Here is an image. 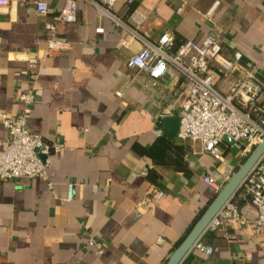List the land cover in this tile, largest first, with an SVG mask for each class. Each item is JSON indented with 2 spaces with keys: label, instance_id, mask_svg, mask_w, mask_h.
Wrapping results in <instances>:
<instances>
[{
  "label": "crops",
  "instance_id": "crops-1",
  "mask_svg": "<svg viewBox=\"0 0 264 264\" xmlns=\"http://www.w3.org/2000/svg\"><path fill=\"white\" fill-rule=\"evenodd\" d=\"M9 1L0 7V116L18 115L20 91L33 88L30 130L64 148L52 153L48 179L0 181V264H164L231 178L228 164L235 173L244 158L226 140L219 161L199 142L165 134L163 119L178 116L189 90L174 67L156 87L135 83L117 97L135 72L127 60L143 46L130 34L131 16H147L140 30L153 41L173 33L172 53L186 40L219 36L227 57L241 53L264 76V0H118L114 13L124 27L77 0L78 20L56 35L70 48L52 55L45 23L66 0ZM33 57L41 59L36 81ZM140 80L150 82L147 74ZM7 137L0 123V150ZM91 240L103 246L101 255ZM198 243L211 254L195 245L181 264H264V233L245 226L207 230Z\"/></svg>",
  "mask_w": 264,
  "mask_h": 264
},
{
  "label": "built area",
  "instance_id": "built-area-1",
  "mask_svg": "<svg viewBox=\"0 0 264 264\" xmlns=\"http://www.w3.org/2000/svg\"><path fill=\"white\" fill-rule=\"evenodd\" d=\"M90 1L96 5L99 16L111 18L118 26L124 27L121 17L114 13L118 0ZM133 3L134 0H127L128 5ZM9 4V0H0V7ZM218 5L219 2L206 13L208 17L213 15ZM38 10L43 15L49 12L44 2L38 3ZM146 18L138 10L131 16L133 26L128 29L143 46L127 60V69L135 72L124 87L116 91L117 97L123 98L125 91L135 83L146 88L156 87L167 68L174 67L189 86L178 114V138L199 142L203 152L224 161L220 147L225 142L224 137L228 136L234 141L232 147L238 149L242 156L249 155L264 137V76L258 65L244 61L239 52L227 57L221 38L211 34L206 35L200 43L186 40L172 53L175 35L166 32L158 40H151L140 30ZM77 20V0H66L58 14L45 23L48 55L70 48L69 43L57 40L56 35L64 25ZM96 31L104 33L102 27ZM121 46L127 47L128 41L122 40ZM29 68L31 80L36 81L41 59L31 58ZM141 74H147L150 82L141 81ZM19 100L22 110L18 115L0 116V123L8 132L5 147L0 150V181L19 183L33 178L48 179L51 155L60 152L64 146L60 143L50 144L30 130L27 117L35 103L34 89H22ZM233 174L234 168L228 164L226 178ZM205 181L219 191L213 179L206 177ZM73 194L74 185L71 184L68 186V199ZM228 225L245 226L254 235L264 233V154L207 230L223 231ZM198 242L196 245L203 252L211 254L210 246ZM90 245L96 247L97 255L103 253L100 243L91 240Z\"/></svg>",
  "mask_w": 264,
  "mask_h": 264
},
{
  "label": "water",
  "instance_id": "water-1",
  "mask_svg": "<svg viewBox=\"0 0 264 264\" xmlns=\"http://www.w3.org/2000/svg\"><path fill=\"white\" fill-rule=\"evenodd\" d=\"M163 130L167 136H177L179 129L178 116H166L163 119ZM224 139L231 144L234 141L225 136ZM264 154V137L253 148L252 152L243 156L245 159L236 169L227 184L216 194L208 203L203 212L199 215L195 223L191 226L189 232L176 247L164 264H181L189 252L195 247L196 243L207 231L212 220L219 214L225 204L232 198L236 191L242 186L246 178L250 175L253 167L260 157Z\"/></svg>",
  "mask_w": 264,
  "mask_h": 264
},
{
  "label": "rangeland",
  "instance_id": "rangeland-1",
  "mask_svg": "<svg viewBox=\"0 0 264 264\" xmlns=\"http://www.w3.org/2000/svg\"><path fill=\"white\" fill-rule=\"evenodd\" d=\"M233 149H235V151L232 153L234 156H236L237 154H238V155L240 154V152H239L238 149H236V148H234V147H233Z\"/></svg>",
  "mask_w": 264,
  "mask_h": 264
},
{
  "label": "trees",
  "instance_id": "trees-1",
  "mask_svg": "<svg viewBox=\"0 0 264 264\" xmlns=\"http://www.w3.org/2000/svg\"><path fill=\"white\" fill-rule=\"evenodd\" d=\"M244 160H245V159H243L242 162H243ZM189 230H190V229H189ZM188 232H189V231H188ZM188 232H187V233H188ZM187 233H186V234H187ZM184 237H185V236H184ZM179 244H180V243H179Z\"/></svg>",
  "mask_w": 264,
  "mask_h": 264
}]
</instances>
